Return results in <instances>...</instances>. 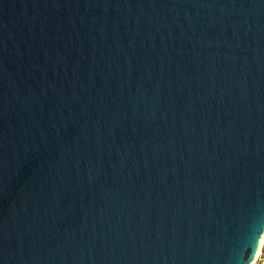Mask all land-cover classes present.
<instances>
[{
    "label": "water",
    "instance_id": "1",
    "mask_svg": "<svg viewBox=\"0 0 264 264\" xmlns=\"http://www.w3.org/2000/svg\"><path fill=\"white\" fill-rule=\"evenodd\" d=\"M264 237V0H0V264H251Z\"/></svg>",
    "mask_w": 264,
    "mask_h": 264
},
{
    "label": "built area",
    "instance_id": "2",
    "mask_svg": "<svg viewBox=\"0 0 264 264\" xmlns=\"http://www.w3.org/2000/svg\"><path fill=\"white\" fill-rule=\"evenodd\" d=\"M262 240H263L262 247L257 258L255 259L254 264H264V237L262 238Z\"/></svg>",
    "mask_w": 264,
    "mask_h": 264
},
{
    "label": "bare ground",
    "instance_id": "3",
    "mask_svg": "<svg viewBox=\"0 0 264 264\" xmlns=\"http://www.w3.org/2000/svg\"><path fill=\"white\" fill-rule=\"evenodd\" d=\"M262 243H263V240L261 239L260 244H259V246H258V249H257V251H256V254H255L254 259L252 260L251 264H254L255 259L257 258L258 254H259V252H260V250H261Z\"/></svg>",
    "mask_w": 264,
    "mask_h": 264
}]
</instances>
